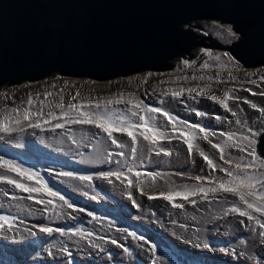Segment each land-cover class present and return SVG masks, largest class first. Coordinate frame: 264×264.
<instances>
[{"label":"rangeland","instance_id":"1","mask_svg":"<svg viewBox=\"0 0 264 264\" xmlns=\"http://www.w3.org/2000/svg\"><path fill=\"white\" fill-rule=\"evenodd\" d=\"M221 25H230L234 29L233 23L218 19H193L182 27L199 37L207 38L209 35L228 46L239 42L241 33L234 29L236 36L231 37L220 27ZM196 41L199 42L200 38H197ZM201 42L205 45L210 43L208 40ZM204 49L212 50L213 56L209 57L203 51ZM188 53L193 54V58L188 60L187 53L174 57L170 61L173 65L170 69H144L108 79L60 75V72H53L37 80L29 81L27 79L16 84H5L0 87V119L7 115H19L20 113H13L12 110L18 108L22 112L27 107L26 102L29 95L37 101L32 106V111L41 108L44 114L49 111L59 114V109H56L55 105L60 103L61 95L63 103L67 105L69 102L76 103L84 97L104 98L123 93L125 98L131 95V98L143 100L144 103L153 107H161L163 102L164 109L170 110V115L210 128L217 133L215 137H210L213 143L223 145L226 137L221 133L233 132L252 140L251 147L257 151L259 135L264 131V113L253 110L249 104H244L241 101L243 98H247L255 103L258 109L264 107V97L259 95L261 91H264V81L259 79L264 76V65L245 67L228 50L204 46H195ZM224 53L230 54L234 60L228 61L227 57H224ZM217 55L222 57L220 61L214 60ZM184 61L189 63L186 65ZM205 62L209 64L208 67H202ZM229 74L236 79H230ZM193 76L197 79H192ZM201 76L204 77L203 80L199 79ZM208 77L214 79L209 80ZM252 80H255L256 83H251ZM204 85H210V95L223 97L226 93H230L241 98V101L229 100V106L237 111L238 117L245 127L253 128L254 135L249 136L241 125L235 123L238 117L232 116L231 113H227L222 107L206 98L198 97L196 101H193L185 93L184 97L174 100L170 96L162 95L169 89L198 88ZM245 88H251L257 95L244 91ZM46 92H50L52 95L45 97L44 93ZM77 92L80 96L76 100H72ZM41 100L44 101L43 105L39 103ZM180 100L186 102L181 103ZM115 107L123 109L125 105L121 104ZM193 108L204 112L205 115H197L191 110ZM155 115L158 125L165 124L167 118L162 113ZM217 115L228 116V121L217 120L215 118ZM45 118L47 117L45 116ZM55 122L51 121V123ZM133 122H137V118H133ZM51 123L42 131L55 133L56 129L51 128ZM22 124L24 126L22 132L0 133V140L7 142L12 147L5 148L4 145H1L0 156L16 161L18 157H24L27 160L25 167L39 172L40 176L54 190H60L78 207L95 213V216H89L87 211L84 213L76 211L73 213L75 216L73 219L67 215V212L72 210L67 209L66 206L60 209L59 201L56 202V213L41 215L39 212L43 205L34 200H28V193L0 181V215L7 214L16 219L15 231L0 229V242H9L8 245L18 249L8 252L0 246V264H153L154 260L157 264H239L238 262L241 264H264V253H260L262 252L260 251L261 246L264 244L260 241L259 229L253 231L240 225L238 221L241 218L237 214L224 211L230 207V204H224L219 198L213 199V194L209 193L208 200L194 197L197 199L195 207L184 202V209L174 208L171 203L162 198L149 200L147 196L140 195V188H143L149 195H156L160 191H167L178 185L200 184V181L194 179L196 176H226V173L220 168L211 169L195 151L190 157L187 146L182 141L175 138L160 141L162 146L173 150V155L165 156L161 153L157 156L155 153L148 152L147 142L142 138L138 140L137 148L140 158L135 161L138 166L135 170L142 173L140 179L144 183L133 189V196L141 204V207L137 208L131 203L128 193L125 191L126 181L121 183L113 178V183L109 184L107 180L98 178L97 173L115 170L118 167L114 162H107L108 152L113 154V161H124L119 165L120 168H124L132 161L130 157L125 160L124 157L117 156L116 153L120 149L116 145H110V142L101 140L100 137L93 139L91 133L98 131L94 126L69 125L60 129L68 131L67 134L71 141L75 137L77 144H74L71 149H66L63 146L50 147L49 150L55 153L54 158L50 159L48 157L40 158V155L45 154L41 147L44 145H41L36 137H41L43 139L41 142L48 145L43 138L44 133L41 132V129L29 128L23 121ZM161 130L171 132L170 124ZM21 133H25L27 136L24 138L35 139L37 144L28 149L26 143L23 145L15 143L14 140L18 137V140H21ZM114 135L119 137L121 134L114 133ZM97 140H100L99 144H97ZM172 141H178L181 148L170 144ZM242 143H246V141H242ZM92 144H97V147L93 148ZM195 144H200L206 154L216 163H224L219 160V150L213 149L207 141L197 139L194 141ZM23 148L30 152L28 156L18 152L21 151L18 149ZM104 148L107 149L106 152L103 150ZM67 150L73 151L74 155L70 156L73 161L66 160L65 162L63 160L69 154ZM123 151L128 154L129 147H125ZM226 153L231 154L233 163L238 162L240 156H246V153L237 148L226 149ZM228 158L229 155L226 154L225 159ZM0 171V174L5 172L4 169H0ZM61 171L92 175L93 180L90 183H93L97 189L93 191L91 187L83 186L79 180L61 177L59 176ZM146 173H158L159 175L151 178ZM179 173L184 175H178ZM12 175L15 176V174ZM103 181L109 188H99ZM30 183L34 185L35 180ZM203 183L207 185L208 181L205 180ZM112 189H116L115 194L112 193ZM219 195L223 194H217L218 197ZM227 195L230 201L238 199L231 194ZM177 200L183 202L179 198ZM193 216L196 219H192ZM243 219L247 224V219ZM39 224H49L66 230H80L81 235L65 233L49 236L39 232V229L35 227ZM27 228H31L35 235L29 234L26 231ZM123 229H127V233L122 231ZM131 232H136L137 237L143 235L145 240L141 241L137 237L131 236ZM88 233L92 235L88 237L86 235ZM102 237L104 239H101ZM109 237L117 239L118 244L110 243ZM89 240L92 243H89ZM152 243L157 245L155 252L149 251ZM120 244H123L124 247L121 248ZM249 246L252 247V251L248 252ZM20 248L23 257L16 258L14 254L19 253ZM78 249L79 251H77ZM184 251L194 256L184 254Z\"/></svg>","mask_w":264,"mask_h":264},{"label":"water","instance_id":"2","mask_svg":"<svg viewBox=\"0 0 264 264\" xmlns=\"http://www.w3.org/2000/svg\"><path fill=\"white\" fill-rule=\"evenodd\" d=\"M193 19L233 23L241 38L228 46L199 37L182 27ZM195 46L264 65V0H0V87L53 72L108 79L170 69ZM256 149L264 158V135Z\"/></svg>","mask_w":264,"mask_h":264},{"label":"snow or ice","instance_id":"3","mask_svg":"<svg viewBox=\"0 0 264 264\" xmlns=\"http://www.w3.org/2000/svg\"><path fill=\"white\" fill-rule=\"evenodd\" d=\"M223 28L231 37L236 36V31L232 26H220ZM205 35L207 33H204ZM209 57L213 56V52L210 49H204ZM224 57H227L228 61H233L234 58L228 54L224 53ZM221 56L217 55L214 57L215 61H220ZM187 65L189 62L184 61ZM209 64L205 62L202 67H208ZM230 79L235 80L236 77L231 76ZM192 79H197L193 76ZM199 79L203 80L204 77L201 76ZM209 80H213V77H208ZM264 81V76L259 78ZM251 83L255 84L256 81L252 80ZM210 85H204L198 88H181L179 90H167L162 93L164 96H170L171 99L178 100L181 97H190L193 101H196L198 97L206 98L220 107H222L227 113H231L232 116L238 117L237 111H234L230 106L229 100L241 101L238 96H233L230 93H226L223 97L217 95L209 94ZM244 91L250 92L252 95H257L253 92L251 88H245ZM234 91V90H233ZM39 95V94H37ZM45 97L51 96L50 92L44 93ZM260 96L264 97V91L259 93ZM80 96L79 92L76 96L72 97V100H76ZM181 103H185V100H180ZM242 103L249 104L253 110H258L264 113V107H260L249 101L247 98H243ZM27 107H25L22 112L18 108L12 110L13 113H20L19 115H7L3 119H0V133H15L17 131H24L23 122L27 123V126L32 129L43 130L51 121H56L51 123L52 129H64L69 125H81V126H94L98 131L91 133L93 139L100 137L101 140H107L110 145H116L120 151L116 153L119 157H124L125 160L131 158V163L126 164L124 168H120L119 165L124 163V161L115 160L113 161V154L111 152L107 153V162H114L118 165L115 170L101 171L97 173L98 178L102 180H107L109 184L113 183V178L116 181L125 183V191H127L131 203L140 208L141 204L133 196V189L143 184L144 181L140 179L142 173L137 169L135 161L139 159L138 157V140L142 138L143 141L147 142L148 152L155 153L159 156L163 153L165 156H172L173 150L167 146H162L160 141L173 138L182 141L187 146V151L191 157L193 151L203 158L207 162V165L215 170L220 168L226 176H196L194 179L200 181L197 185H178L175 188H170L167 191H160L156 195H149L147 192L140 188V195L147 196L149 200L162 198L164 201L171 203V206L178 209H184L185 203L191 204L193 207L197 205V199L194 197H199L202 200L209 199V193L213 194L212 198L223 201L224 204H230V207L224 209L226 213L237 214L239 219L238 223L244 228L251 229L255 231L259 229V238L262 244H264V158L257 154L256 150L252 149L253 141L245 136H239L233 132L221 133L222 136L226 137L223 145L221 143H213L210 137H215L217 133L208 127L202 126L199 123H190L188 121L180 120L174 115H170V110H165L163 107V102L161 107H153L150 104L144 103L143 100L133 99L131 95L125 98L123 93L119 95L104 97V98H81L78 102H69L67 105L63 103V96L60 97V103L55 105L56 109H59V114L55 111H49L47 114L42 112L41 108H37L36 111H32V106L37 103L36 100L29 95L27 99ZM40 105H43L44 101H39ZM125 105V108L121 109L115 107L117 105ZM130 106V107H129ZM51 108L52 105L50 104ZM191 107V106H189ZM239 107V105H238ZM197 115H205L198 109H191ZM167 118L165 124H157V116L155 114H161ZM45 116L47 118H45ZM133 118H137V122H133ZM217 120L222 122L228 121V116L217 115L215 117ZM237 125H241L244 131L248 133L249 136L254 135L252 127H245L242 120L238 117L235 121ZM170 124L171 132L162 131V128H166ZM114 133L124 134L130 141L124 140L122 137L114 135ZM35 134V132H33ZM175 134V135H174ZM260 135H264L261 132ZM207 141L213 149L219 150V160L223 161V164L216 163L206 152L201 148L200 144H195V140ZM246 141V143H242ZM73 144H77L75 137L72 139ZM100 140H97V144ZM97 144H92L93 148L97 147ZM129 147V153L126 154L123 149ZM237 148L241 152L246 153V156H240L238 162L233 163L230 153H226V149ZM105 152L106 148L103 149ZM226 154L229 155L228 159H225ZM147 155V153H146ZM195 162L194 160L192 161ZM231 166V167H229ZM0 169H4L5 172L0 174V181L6 182L8 185H12L15 189H19L23 192L28 193L27 199L34 200L38 204L43 205L40 209L39 214L43 215L46 213H56L57 206L56 202L59 201L60 209L65 206L67 209L72 210L67 212V215L75 219L74 212L78 211L84 213L87 209L78 207L74 202L66 198L65 195L61 193L60 190H54L53 187L40 176L39 172L33 170L32 168L25 167L22 163L14 159H5L0 156ZM135 170V171H134ZM134 173V174H133ZM12 174H15L13 176ZM148 177L155 178L158 173H146ZM178 175H184L179 173ZM59 176L67 177L74 180H79L82 182H90L93 180L92 175H80L73 171H61ZM35 180V184H31V181ZM207 180L208 184L205 185L203 181ZM23 181V182H22ZM91 187V185H89ZM217 194H223L217 196ZM227 194H231L233 197L238 199L229 200ZM7 195V193H5ZM46 196V198H45ZM179 198L183 202H178ZM89 216H95V213L87 211ZM246 218L248 223H245ZM192 219H196L195 216ZM16 219L7 214L0 215V229L13 230L15 231ZM40 233L46 235L53 234H65L72 233L75 235H81L80 230H66L60 227L50 226L49 224H39L36 225ZM26 231L35 235L31 228H27ZM127 233V229H123ZM90 237L92 234H86ZM131 236L137 237L136 232H131ZM139 240L144 241L145 237L140 235L137 237ZM101 239H104L103 237ZM110 243L118 244L117 239L108 238ZM92 243L91 240L88 241ZM121 248L124 247L123 244L119 245ZM99 247V245H97ZM157 245L155 243L151 244L149 248L150 252H155ZM67 251V249H64ZM227 251V249H225ZM70 255V253H69ZM153 264H157L154 260Z\"/></svg>","mask_w":264,"mask_h":264},{"label":"bare ground","instance_id":"4","mask_svg":"<svg viewBox=\"0 0 264 264\" xmlns=\"http://www.w3.org/2000/svg\"><path fill=\"white\" fill-rule=\"evenodd\" d=\"M205 100V99H204ZM206 101H208V100H206ZM130 107V106H129ZM41 132L42 133H44L43 134V138H44V140L46 141V143L48 144V145H45V143L43 144L41 141L43 140L41 137H36V140L38 141V142H40L41 143V145H44V146H41L40 144V146L42 147V149L45 151V154H42V155H40V158H54V155H55V153L54 152H51L49 149H51L50 147H52V146H63V147H65L66 149H71L72 147H73V143H72V141H71V138H69V135L67 134V132L68 131H61L60 129H56L54 132L55 133H50V132H43L42 130H41ZM24 136L25 137H27L26 135H25V133H21V140L19 141L18 140V138L16 139V140H14L15 141V143H17L18 142V144H20V145H23V144H25L26 143V145H27V147H28V149L29 148H32V146L34 145V144H37V141L35 140V139H28V138H24ZM119 137H122L123 139H127V140H130L129 138H127L126 136H124V134H121V135H119ZM10 140H12V139H10ZM170 144H172L173 146H176V147H178V148H181V145H180V143L178 142V141H172ZM1 145H4V147L5 148H12L10 145H8L7 144V142H3L2 140H0V146ZM18 150H21V151H18L19 153H21L22 155L24 154V155H26V156H28V154H30V152L28 151V150H26L25 148H23V149H18ZM67 152L69 153L67 156H65V159H63L65 162H66V160L67 161H73L71 158H70V156L71 155H74L73 154V151H68L67 150ZM58 154V153H57ZM20 157H22V156H20ZM0 173H1V171H0ZM82 182V181H81ZM80 183V182H79ZM83 186H89V185H91V189H93V191H95L97 188H96V186L93 184V183H90V182H82L81 183ZM101 185L102 186H97V187H99V188H102V187H106V188H109L107 185H106V182L105 181H103V182H101ZM90 187V186H89ZM85 189H88L87 187H84ZM90 189V190H91ZM115 192H116V189H112V193H114L115 194ZM98 194L100 195V192H98ZM111 195V194H110ZM111 196H113V195H111ZM103 197L104 198H106L105 197V195H103ZM107 200V199H106ZM113 203V202H112ZM114 204V203H113ZM201 218V217H200ZM214 235H217L216 233H214ZM217 236H219V235H217ZM255 242V241H254ZM9 244V242H0V246H1V248H3L4 250H8V252H13V250L14 251H16V250H18L17 248H13V247H11L10 245H8ZM15 243H17V242H15ZM25 244H30V243H25ZM24 246H27V245H24ZM189 248V247H188ZM21 249V248H20ZM190 250H192V251H194L193 249H191V248H189ZM216 249V248H215ZM248 250V252L249 251H252V247L251 246H249V249H247ZM77 251H79V249L77 250ZM76 251V252H77ZM260 251H262V252H260V253H264V245H262L261 246V250ZM23 252H22V249L19 251V253H17V254H14L15 255V257L16 258H20V257H23V256H21V254H22ZM181 253V252H180ZM184 254H188V255H190V256H194L193 254H189L188 252H186V251H184L183 252ZM19 261V260H18ZM239 264H241L240 262H238Z\"/></svg>","mask_w":264,"mask_h":264},{"label":"trees","instance_id":"5","mask_svg":"<svg viewBox=\"0 0 264 264\" xmlns=\"http://www.w3.org/2000/svg\"><path fill=\"white\" fill-rule=\"evenodd\" d=\"M188 50H190V48H187ZM149 69V68H148ZM51 74V73H50ZM46 76V75H45ZM116 76H119V74L118 75H116ZM115 76V77H116ZM44 77V76H43ZM40 78H42V77H34V78H31V79H29V80H36V79H40ZM85 172V171H84Z\"/></svg>","mask_w":264,"mask_h":264},{"label":"flooded vegetation","instance_id":"6","mask_svg":"<svg viewBox=\"0 0 264 264\" xmlns=\"http://www.w3.org/2000/svg\"><path fill=\"white\" fill-rule=\"evenodd\" d=\"M234 29H235V26H234ZM237 29V28H236ZM238 30V29H237ZM193 48V47H192ZM191 49V48H190Z\"/></svg>","mask_w":264,"mask_h":264}]
</instances>
